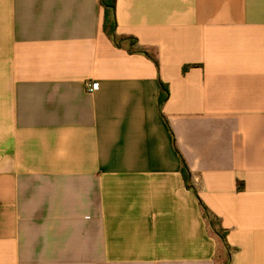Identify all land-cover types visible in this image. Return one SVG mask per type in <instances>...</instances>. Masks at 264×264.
Masks as SVG:
<instances>
[{
	"label": "crops",
	"instance_id": "0c3cea01",
	"mask_svg": "<svg viewBox=\"0 0 264 264\" xmlns=\"http://www.w3.org/2000/svg\"><path fill=\"white\" fill-rule=\"evenodd\" d=\"M115 17L0 0V264H264V0Z\"/></svg>",
	"mask_w": 264,
	"mask_h": 264
},
{
	"label": "trees",
	"instance_id": "16d2710c",
	"mask_svg": "<svg viewBox=\"0 0 264 264\" xmlns=\"http://www.w3.org/2000/svg\"><path fill=\"white\" fill-rule=\"evenodd\" d=\"M100 5L104 10L103 28L112 37V40L117 46L126 45L129 49L136 43V39L131 36H118L116 34V17H115V5L116 0H99ZM157 63V61L155 60ZM168 97V88L165 84L161 83V93L159 98V104L162 105ZM181 172L186 181L189 179L190 171L187 165L182 161ZM205 213L208 215L205 207ZM215 221L210 219V224H214Z\"/></svg>",
	"mask_w": 264,
	"mask_h": 264
},
{
	"label": "built area",
	"instance_id": "2783aa9c",
	"mask_svg": "<svg viewBox=\"0 0 264 264\" xmlns=\"http://www.w3.org/2000/svg\"><path fill=\"white\" fill-rule=\"evenodd\" d=\"M85 86L88 92H94V85L90 81H86Z\"/></svg>",
	"mask_w": 264,
	"mask_h": 264
}]
</instances>
